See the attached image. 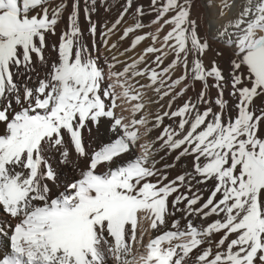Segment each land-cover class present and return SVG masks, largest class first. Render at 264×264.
I'll list each match as a JSON object with an SVG mask.
<instances>
[{"label":"snow or ice","instance_id":"obj_1","mask_svg":"<svg viewBox=\"0 0 264 264\" xmlns=\"http://www.w3.org/2000/svg\"><path fill=\"white\" fill-rule=\"evenodd\" d=\"M0 264H264V0H0Z\"/></svg>","mask_w":264,"mask_h":264},{"label":"bare ground","instance_id":"obj_2","mask_svg":"<svg viewBox=\"0 0 264 264\" xmlns=\"http://www.w3.org/2000/svg\"><path fill=\"white\" fill-rule=\"evenodd\" d=\"M144 2H147V0H144Z\"/></svg>","mask_w":264,"mask_h":264}]
</instances>
